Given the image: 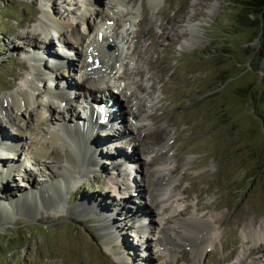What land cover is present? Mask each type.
<instances>
[{
  "label": "rangeland",
  "instance_id": "obj_1",
  "mask_svg": "<svg viewBox=\"0 0 264 264\" xmlns=\"http://www.w3.org/2000/svg\"><path fill=\"white\" fill-rule=\"evenodd\" d=\"M148 1H125L124 8L134 9L136 20L125 26L122 57L136 47L129 80L134 82L133 89L137 82L152 86L153 93L146 95L153 96L154 105L148 109V119L156 135L163 130L159 137L169 139L166 148L175 178L174 194L181 198L178 205L206 217L215 231L214 246L207 249L203 260H193L189 247L182 245L178 248L179 264H264V58L255 54L261 44L259 29L242 22L248 12L245 0H159L154 14ZM57 3L56 16L72 22L75 31L84 27L80 18L83 13L93 26L94 16L89 8H83L80 0H57ZM42 10L38 0H0V97L25 86L30 79L31 52H23L32 43L40 46L44 41L36 34L40 18L44 17ZM118 20V16L113 18L110 36L121 30L122 21ZM11 33L16 39L11 38ZM25 33V39L18 36ZM28 34H33L30 41ZM50 36H53L48 41V44L53 41L50 52L55 55V49H63L68 58L64 63L77 64L74 51L60 47L56 36ZM63 37L70 45L77 40L66 31ZM52 59L47 56V63ZM149 61L155 67L149 68ZM140 69L144 72L142 77ZM69 75V80L76 83L75 74ZM53 81L43 76L41 90L37 92L39 102L48 98L42 90ZM77 95L80 102L83 94L78 91ZM144 95L135 91L134 100L127 99L137 103L138 113L144 106ZM15 112L12 108L10 114L18 121L21 117ZM1 121L4 120H0L4 134L18 132L11 123ZM142 131L121 136L122 142L107 140L105 146L96 148L104 157L100 159L102 170L98 165L99 170L89 171L77 178L79 182L66 185L58 197L63 208L59 213L48 209L47 199L35 216L15 211L11 217L0 220V264H120L115 253H127L129 242L135 243L128 235L132 229L127 226L132 222L116 213L122 201L112 188L116 170L112 168L110 153L116 144L129 150L127 139ZM100 132L96 133L104 137ZM62 148L50 147L42 158L44 164L31 167L25 178L20 179L16 168L10 177L13 186L0 192V203L17 197L16 189L19 193L35 192L52 180L55 171L62 169L60 164H64ZM135 150L138 151L137 147ZM146 150L150 152L151 147ZM82 158L79 152V159ZM140 162L145 163L143 156ZM149 169L141 167L140 185L153 175ZM120 170L124 173L128 169ZM141 188L145 189V185ZM134 195L131 196L134 202H146ZM101 199L108 208L105 217L121 225L120 239L107 247L98 224L101 217L91 209L85 213L78 207L81 201L89 207H99ZM248 230L258 237L253 244L245 238ZM245 247L253 248L256 254H246ZM148 252L154 254L152 246Z\"/></svg>",
  "mask_w": 264,
  "mask_h": 264
},
{
  "label": "bare ground",
  "instance_id": "obj_2",
  "mask_svg": "<svg viewBox=\"0 0 264 264\" xmlns=\"http://www.w3.org/2000/svg\"><path fill=\"white\" fill-rule=\"evenodd\" d=\"M38 1L43 5L44 19L43 21L40 19L36 34L38 36L39 33L44 41L39 44L40 46L32 43V47L29 46L23 52L28 53L30 50L33 52L30 58V79L27 80L25 86L0 97V120H4L1 122L11 123L12 126L17 127L18 131L7 133L15 137L14 148H11L3 142L6 141V137L3 127L2 129L0 127V161L7 159L0 164L6 165L13 162L17 165L16 172H19L20 179H22L25 178V174L31 167H39L44 164L45 161L42 158L46 157L50 147L56 146H63L64 164H60L62 169L56 170L54 178L43 184L38 191L19 193L17 192L19 190L16 189L14 194L17 197H13L7 202L1 200L0 220L11 217L15 211L35 216L39 207L42 208L46 205L47 199L49 201L48 209L59 213L63 208L62 199H58V197L61 196L64 187L79 182L77 178L89 171L99 170L98 165L102 170L100 159L102 160L104 157L96 152V148L100 149L105 146L107 140L115 142L121 140L122 142L121 136L131 135L133 131L141 129L143 131L140 135L137 136L135 133L132 137L128 136L129 150L116 144L111 155L109 154L113 159L112 168L116 170L112 188L116 194L119 193L122 201L118 205L116 213L124 215L133 223L131 225L128 222L127 228L132 229L131 234L128 235L135 243L132 245L129 242L127 253L126 251L115 253L116 260L120 264H156L157 262L155 261V263L153 259L156 258L159 261L158 264H179L178 248L182 245L189 247L188 250L193 260L197 262L203 260L207 249L214 246L215 231L213 233L212 225L206 217L188 212V207L181 208L178 205L181 198L178 199L174 194L175 178L172 175L173 168L170 167L169 162L171 156L166 148L169 139L163 136L159 137L158 134H163V130L156 135L155 127L149 123L148 119V109H152L154 105L151 100L153 96L150 98L146 95L153 93L152 86L137 82L134 86L136 89H133L134 82L129 80L133 74L130 67L135 59L133 56L136 54V47L132 48L130 54L125 55L126 59L122 57L124 29L125 26L136 20L134 9L124 8L126 0H108L106 3H99L98 0H80L83 8L90 9L94 20L92 26L88 23L87 15L80 14V18L84 20V27L82 31H75L72 22L56 16L57 0ZM148 2L150 9L153 10L152 13H156L159 0H149ZM115 16L119 17L118 21H122V27L116 36H110L108 31L114 24ZM151 19L153 17L150 18V21ZM138 22L141 23V19ZM43 25L49 26L42 27ZM65 31L71 38L77 39L75 42L78 43L77 46L73 42V45H70L69 41H66L63 37ZM33 34L36 36L35 32ZM33 34L27 35L29 41ZM52 34L56 36L60 46L74 51L78 57L77 64L66 61L64 66L60 67L59 63H64L65 60L63 57L59 59L60 51L56 49L54 51L57 55L47 63L45 57L54 55L50 52V45L53 44V41L52 44H48L50 38L53 40V36H50ZM18 36L25 39L26 33ZM14 37L11 33V38ZM78 46H81V49L78 50ZM39 50L46 56L43 57L40 52L38 53ZM148 66L149 68L155 67L151 61ZM73 73L76 76V83L69 80V74ZM138 73L141 77L144 75L142 69ZM43 76H48V79L53 78L54 81L50 86L43 87L42 92H45L48 98L44 102H39L37 92L41 90L40 82ZM76 89L77 94L78 91L83 94L80 102L76 99L78 97L75 93ZM135 91L141 95L145 94L143 96L144 106L139 109V113L135 108L137 103L128 101L134 100L132 93ZM61 103H64L62 108L60 107ZM57 105L58 107H56ZM124 106L126 110H124ZM12 108L16 111V115L21 117L18 121L10 114ZM102 113L105 114L102 115ZM49 115L50 117H48ZM106 115L114 119L112 121L115 123L112 125L119 124V127L101 137L102 135L96 133V129L99 128L102 131L100 134H104L103 131L108 126V122L102 118ZM92 135H97V137ZM148 146L151 147L150 152L146 150ZM136 147L138 151L135 150ZM79 152L83 155L82 160L79 159ZM128 152L130 153L128 154ZM142 156L145 159L143 164L140 162ZM144 166L153 170V175L148 178L145 184L140 185L142 183L140 169ZM125 168L128 170L121 173L120 169ZM13 172L9 167L0 166V192L13 186L10 179ZM133 172L135 175L132 174ZM143 176L146 178L144 173ZM25 183L27 182L25 181ZM144 185L145 189L141 188ZM149 189L155 190V193L149 192ZM130 190L133 192L128 194ZM145 190L148 191L147 194ZM23 195L24 198H22ZM132 195L138 199H144L146 202L136 203L131 199ZM102 200L99 202V207L96 205L89 207L83 201L79 203L78 207L85 213L91 209L101 217L98 224L101 227L100 230L104 232L106 243H103L107 247L113 242H117L122 234L118 233L121 225L114 224L110 221L109 216L105 217L106 214L108 215V208L106 204L102 203ZM123 202H131L134 205L133 207L127 206ZM256 237L257 235L253 231L248 230L245 233V238L252 244L256 242ZM150 246L154 251V254H151L152 257L148 252ZM245 251L248 255L256 254L253 253L251 247H245Z\"/></svg>",
  "mask_w": 264,
  "mask_h": 264
},
{
  "label": "trees",
  "instance_id": "obj_3",
  "mask_svg": "<svg viewBox=\"0 0 264 264\" xmlns=\"http://www.w3.org/2000/svg\"><path fill=\"white\" fill-rule=\"evenodd\" d=\"M245 4L248 12L241 19L244 25L259 29L261 44L256 49L255 54L257 53L261 59L264 58V0H245Z\"/></svg>",
  "mask_w": 264,
  "mask_h": 264
}]
</instances>
